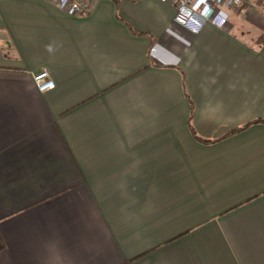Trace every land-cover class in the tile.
<instances>
[{"label": "crops", "instance_id": "1", "mask_svg": "<svg viewBox=\"0 0 264 264\" xmlns=\"http://www.w3.org/2000/svg\"><path fill=\"white\" fill-rule=\"evenodd\" d=\"M221 13L0 0V264H264V0Z\"/></svg>", "mask_w": 264, "mask_h": 264}, {"label": "built area", "instance_id": "2", "mask_svg": "<svg viewBox=\"0 0 264 264\" xmlns=\"http://www.w3.org/2000/svg\"><path fill=\"white\" fill-rule=\"evenodd\" d=\"M54 3L58 9L70 16H80L91 13L97 6L98 0H47ZM172 3L177 7L176 20L198 33L208 23L220 29H225L229 21L221 10L240 7L245 0H161ZM33 81L40 93L55 89L56 84L48 70L35 74Z\"/></svg>", "mask_w": 264, "mask_h": 264}, {"label": "trees", "instance_id": "3", "mask_svg": "<svg viewBox=\"0 0 264 264\" xmlns=\"http://www.w3.org/2000/svg\"><path fill=\"white\" fill-rule=\"evenodd\" d=\"M256 123H261V122H256ZM256 123H250V124L246 125L245 127L241 128L240 130L232 131V132H230L228 135H226V136L223 137V138H227V137H229V136H231V135L237 134V133H239V132L245 130L247 127L251 126L252 124H256ZM189 127H190V131H191L192 135L194 136V138H195L197 141L201 142V143L208 144V143H212V142H215V141H220L221 139H223V138H221V139H217V140H206V139H203L202 137H200V136L196 133V131L194 130V128L191 126V123L189 124Z\"/></svg>", "mask_w": 264, "mask_h": 264}, {"label": "rangeland", "instance_id": "4", "mask_svg": "<svg viewBox=\"0 0 264 264\" xmlns=\"http://www.w3.org/2000/svg\"><path fill=\"white\" fill-rule=\"evenodd\" d=\"M259 4H260V3H258L257 6H259ZM242 5H243V4H242ZM242 5H241V6H242Z\"/></svg>", "mask_w": 264, "mask_h": 264}]
</instances>
